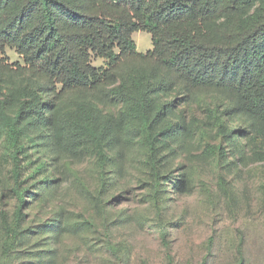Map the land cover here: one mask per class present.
Wrapping results in <instances>:
<instances>
[{
  "label": "rangeland",
  "instance_id": "374dc122",
  "mask_svg": "<svg viewBox=\"0 0 264 264\" xmlns=\"http://www.w3.org/2000/svg\"><path fill=\"white\" fill-rule=\"evenodd\" d=\"M133 38L138 52L153 49L150 34ZM5 56L23 63L13 48ZM96 105L104 166L86 136L55 146L27 132L19 193L0 136V264H264V138L230 115L221 122L234 134L218 135L225 100H177L156 130L176 124L159 137L155 162L141 128L120 120L121 103Z\"/></svg>",
  "mask_w": 264,
  "mask_h": 264
},
{
  "label": "trees",
  "instance_id": "16d2710c",
  "mask_svg": "<svg viewBox=\"0 0 264 264\" xmlns=\"http://www.w3.org/2000/svg\"><path fill=\"white\" fill-rule=\"evenodd\" d=\"M140 32L151 35L147 53ZM7 48L23 63L11 64ZM202 97L228 103L214 116L218 135L234 134L221 122L230 115L264 138V0H0V136L19 193L22 134L74 147L86 136L104 166L96 104L121 103L120 120L141 128L155 162L159 137L176 126L156 131L165 115Z\"/></svg>",
  "mask_w": 264,
  "mask_h": 264
}]
</instances>
